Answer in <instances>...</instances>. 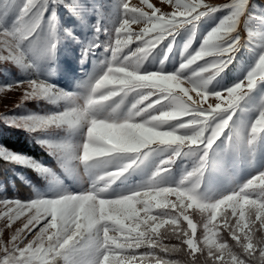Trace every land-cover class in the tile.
I'll return each mask as SVG.
<instances>
[{"label": "snow or ice", "instance_id": "obj_1", "mask_svg": "<svg viewBox=\"0 0 264 264\" xmlns=\"http://www.w3.org/2000/svg\"><path fill=\"white\" fill-rule=\"evenodd\" d=\"M167 3L171 11L152 0H113L111 26H94L95 34L82 44L80 62L101 47L108 55L94 62L82 82L84 91L74 92L47 78L60 67V32L79 39L72 28H61L56 8L63 5L83 24L85 13L97 6L84 0H0V64L28 76L0 84V91L22 93L14 107L43 99L59 109L22 116H9L6 110L0 119L29 132H79L75 142H38L61 168L91 176L78 192L60 188L51 196L0 195V233L8 231L7 239H0V264H264V170L215 200L198 191L205 171L221 166L210 155L218 138L223 135L225 147L239 151L252 148L264 134V95L251 121L234 119L244 111L240 101L264 82V35L257 59L240 79L209 89V81L232 63L241 47L238 26L249 19L248 0ZM220 10L225 14L193 52L188 51L189 36L174 71H166L163 62L156 71L140 70L143 57L166 37L174 40L185 26L194 33L201 17ZM101 31L106 39H100ZM133 90H139L134 103L118 116L119 102ZM137 125L171 138L142 137ZM154 145L171 151L137 188L109 195L113 180L138 165ZM0 155L55 179L51 168L31 157L5 154L2 148ZM188 155L194 158L191 169L175 184L165 185L162 176L178 157Z\"/></svg>", "mask_w": 264, "mask_h": 264}, {"label": "rangeland", "instance_id": "obj_2", "mask_svg": "<svg viewBox=\"0 0 264 264\" xmlns=\"http://www.w3.org/2000/svg\"><path fill=\"white\" fill-rule=\"evenodd\" d=\"M130 3L138 4L139 0H129ZM158 7L166 11H171L168 6L167 0H152ZM209 3H223L225 0H207ZM84 3L89 5H96L97 7H91V10L85 13L86 23L83 26L82 33L78 32L77 28L73 25H68L72 21L77 20L67 8L63 5H59L56 8V14L59 20L61 28L70 27L74 34L79 37L78 40L73 39L71 36L64 34L62 31L58 43V50L56 56V64L59 65V71H56L53 75L47 78L53 83L67 91L83 92L82 82L87 78L94 67V62L99 63L108 55L101 47L88 55V57L81 64L80 55L82 44L90 40L94 33V26L97 23L101 28L111 26L112 17V4L113 0H84ZM225 14V10L213 12L209 15L201 17L196 22L195 32L193 33L189 26L178 29L175 34L174 40L170 41L169 38L161 41L147 52L141 61V71H156L160 68L161 62L166 71H174L182 61L181 51L183 45L188 41L191 36V43L189 45V52H193L199 49L204 36L211 30ZM246 15H249V19L246 24H240L238 31L241 36V47L235 54V59L225 67L220 73L209 81L208 88L219 90L221 87L229 86L240 79L245 72L253 65V62L257 59L259 53L258 42L261 35H264V0H248V8ZM136 28L135 25L132 26ZM100 39H106V33L101 31L99 33ZM172 43V48L169 50L168 45ZM217 46H222L218 41ZM135 42L129 45L134 47ZM207 59V58H206ZM199 64V61L196 62ZM236 66L234 69L233 66ZM237 69H243L238 71ZM27 75L22 73L19 69L12 65L0 64V84L11 83L15 79H26ZM139 90H133L122 101L119 102V108L117 109L118 116H124L127 114L130 106L136 99V92ZM22 93L18 90L15 91H0V113H4L8 110L9 116H22L29 112L31 113H44L47 111L59 110L56 105L50 104L47 101L41 100H29L25 101L20 107H14L18 98ZM192 95H195L192 93ZM264 95V82L258 83L247 97L240 101V108L244 111H238L234 119H238L244 122L251 121L258 113L259 105L261 104V97ZM115 97L110 98L114 100ZM151 98H149L150 100ZM214 102V100L212 101ZM108 102H106L107 104ZM10 125L3 119H0V138L4 134V126ZM14 127V126H13ZM25 133V136L30 141L44 140V139H65L69 138L73 142L80 139L79 132L66 133L63 129L50 128L45 131L29 132L24 128L16 127ZM44 149L47 148L39 143ZM0 148L5 150V154H17L22 157H31L27 154L10 150L0 143ZM164 149V151H161ZM48 151V150H47ZM171 151L170 148L164 145H154L152 151L138 164L128 169L126 172L118 176L108 189V194L116 196L120 194H126L128 191L137 188L141 185L155 170L156 165L161 159H164L167 153ZM49 153V151H48ZM50 154V153H49ZM210 155H215L222 163L221 166L209 171H205L198 191L203 194L207 200H215L222 195L230 192L232 189L244 183L250 176L255 173L264 170V134L260 135L252 148H243L239 151L228 149L225 147V137L222 135L218 138L210 150ZM2 156L5 160L15 164L28 167L39 175L46 177L47 184L43 189L32 187L33 193L38 192L44 196H51L54 192L60 188L67 191L78 192L87 187L90 182L91 176L84 174L82 171L80 175L71 173L64 168L57 171L51 167L50 160H38L41 164L48 166L55 173V179L48 174H42L31 166L20 163L18 161H11ZM49 159H56L51 155ZM121 159H126L122 157ZM194 158L191 155L178 157L167 170V173L162 176V182L165 185L175 184L181 179V177L190 170L193 166ZM109 169L115 167V165H108ZM21 167L15 168L16 174L20 179H23L27 184H31V180L28 175H21ZM1 185V183H0ZM0 195H5L4 188L0 191ZM174 198V197H170ZM2 210V209H0ZM4 221L0 218V227H2ZM35 231V230H33ZM8 231L5 229L0 233V239H7Z\"/></svg>", "mask_w": 264, "mask_h": 264}, {"label": "trees", "instance_id": "obj_3", "mask_svg": "<svg viewBox=\"0 0 264 264\" xmlns=\"http://www.w3.org/2000/svg\"><path fill=\"white\" fill-rule=\"evenodd\" d=\"M68 25L75 26L78 29L77 31L81 32L85 23L82 24L79 20H75ZM3 126L4 134L0 138V143L3 146L10 150L27 154L38 160H50L51 167L57 171L61 170L57 160L49 159L51 158L50 154L39 143L34 140H28L25 133L16 127L7 124ZM17 167H21V175H28V178L32 181L31 184H27L26 181L17 176L15 171ZM47 181L46 177L39 175L34 170L21 165H15L0 156V183L4 188L5 195H16L21 198L27 197L32 194V187L43 189L46 187Z\"/></svg>", "mask_w": 264, "mask_h": 264}, {"label": "clouds", "instance_id": "obj_4", "mask_svg": "<svg viewBox=\"0 0 264 264\" xmlns=\"http://www.w3.org/2000/svg\"><path fill=\"white\" fill-rule=\"evenodd\" d=\"M135 130L137 132L138 135L140 136H148V135H155L158 136L160 139H170L171 137L168 136L165 133H156L152 128H147V127H143V126H134Z\"/></svg>", "mask_w": 264, "mask_h": 264}]
</instances>
